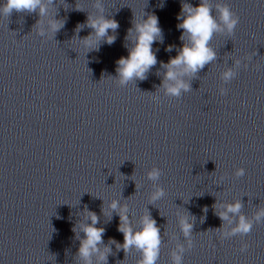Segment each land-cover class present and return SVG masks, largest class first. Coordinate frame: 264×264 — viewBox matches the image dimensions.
Here are the masks:
<instances>
[{
	"label": "clouds",
	"instance_id": "obj_1",
	"mask_svg": "<svg viewBox=\"0 0 264 264\" xmlns=\"http://www.w3.org/2000/svg\"><path fill=\"white\" fill-rule=\"evenodd\" d=\"M42 0H5L3 5H0V15L9 17L14 11L17 13H34L39 8L41 15L44 14L45 8L41 6ZM220 12V19L231 32L239 22V17L235 15L228 6H218ZM182 22L178 25L184 30L181 39L187 37L188 42L184 44L178 54L171 58L165 67L166 81H175V86L165 84L167 91L175 96H179L181 90H189V85L183 80L178 79L179 73L176 69H182V73H196L198 70L204 68L206 64L215 58L214 51L209 47V41L215 31L219 30V26L212 15V9L207 3V0H200L198 6H193L188 3H183L181 6V15L177 17ZM61 27L58 23H52L51 29L57 31ZM90 27L94 30L97 38L107 37V43L111 44L114 41L113 36H108V30H115L118 24L115 20L110 19H90ZM137 37L136 43L132 49L129 50L128 56L122 57L118 61V74L121 77V83H126L133 78L144 79L145 73L157 63L156 57L152 51V44L160 35V28L158 27V18L154 15L149 16L143 24L136 26ZM85 45L91 46L93 41L86 39ZM171 50V48H169ZM239 64V61H237ZM235 76L231 70L223 74V78L227 81ZM159 170L153 169L148 173L150 179L159 177ZM243 170H239L237 175H243ZM163 195V191L158 189L152 196L153 200L158 199ZM112 209L117 208V202L113 201ZM242 205L236 202L232 205L226 206V211L220 212L219 216L222 221L228 220V213H239ZM92 224L84 227L85 239L81 242L79 249L80 254L87 258L90 256V250L96 251L97 244L102 241L103 229H98L95 224L98 218L94 213H88ZM264 217V210L257 213L256 219ZM182 231L185 236L191 232L192 225L186 219L181 220ZM252 230V224L246 220L244 216L239 217L238 224L231 229L230 232H224V237L234 236L236 234L246 235ZM120 231L124 233L123 248L128 249L135 246L142 250L143 260L141 264H155L158 248L160 243L159 229L156 223L150 216L143 218L141 230L133 233L127 216L121 213V227ZM191 241L189 247H191ZM247 245L241 246V251H246ZM181 251L183 249L181 248ZM174 255L175 264H180L181 258L179 255ZM101 259H105L101 255Z\"/></svg>",
	"mask_w": 264,
	"mask_h": 264
}]
</instances>
